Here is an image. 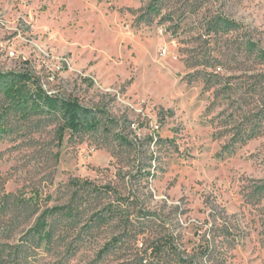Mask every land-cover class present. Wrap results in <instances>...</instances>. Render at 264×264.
Segmentation results:
<instances>
[{
	"label": "rangeland",
	"instance_id": "1",
	"mask_svg": "<svg viewBox=\"0 0 264 264\" xmlns=\"http://www.w3.org/2000/svg\"><path fill=\"white\" fill-rule=\"evenodd\" d=\"M263 76L264 0H0V245L33 244L30 264H264ZM38 86L86 129L34 108ZM74 194L80 214L50 212Z\"/></svg>",
	"mask_w": 264,
	"mask_h": 264
},
{
	"label": "trees",
	"instance_id": "2",
	"mask_svg": "<svg viewBox=\"0 0 264 264\" xmlns=\"http://www.w3.org/2000/svg\"><path fill=\"white\" fill-rule=\"evenodd\" d=\"M27 79L30 80L31 76H29ZM33 101L34 108L36 109L47 108L51 112L61 110L62 114L60 115L62 116V119L65 122L63 129L68 128L71 129L73 132H80L86 129L87 123H85V120H83V115L84 113L90 114V111L83 109V107L79 104L78 101L69 100L53 94H49L41 86L37 87ZM242 135L243 134L240 132V130H238V137H241ZM81 183H83V185H89L91 182H89L88 180L82 182V180H80L79 178H74L70 181V185L72 186H78ZM92 191L96 193V195H98L99 193H102L105 190L102 187L94 186ZM84 203H86V200L80 201L76 199V194H74L68 204H65L64 206H55L50 209V212L55 213L56 211L62 210L64 211V214L73 218L77 214L81 213L83 209L82 204ZM103 210L106 212V214L96 212V216L92 219L93 223L97 222L103 225L105 223H109L111 219L119 215L117 213L118 210H116V208H114L112 204H109L108 207L105 206ZM124 220V225L128 224V220ZM122 241H124V236H120V238L115 237L113 241H109L106 244V248L109 249V247L113 245L115 246V244L117 246ZM32 245H30L28 242H24L23 245H17L15 247L0 245V264H30V255L28 251L33 248ZM159 249V247L155 248V252L159 251Z\"/></svg>",
	"mask_w": 264,
	"mask_h": 264
}]
</instances>
